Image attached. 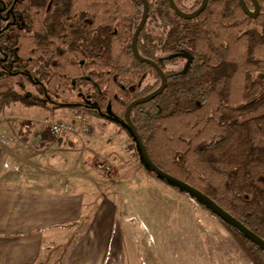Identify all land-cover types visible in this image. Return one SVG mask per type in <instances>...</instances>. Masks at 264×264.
Instances as JSON below:
<instances>
[{
    "label": "trees",
    "instance_id": "trees-1",
    "mask_svg": "<svg viewBox=\"0 0 264 264\" xmlns=\"http://www.w3.org/2000/svg\"><path fill=\"white\" fill-rule=\"evenodd\" d=\"M190 1L187 8L175 0L184 12H194L203 0ZM258 1L257 17L248 16L239 0H209L198 17L184 19L168 0H149L138 49L160 64L168 85L135 107L131 119L160 169L209 196L264 240V145H258L264 140V0ZM7 2L21 23L4 29L0 20V54L10 52L19 71L5 74L15 85L0 84L1 107L11 102L47 107L58 100L60 88L90 86L101 109L121 119L131 102L161 85L156 70L132 52L142 0ZM245 2L249 7L252 0ZM183 59L184 69L168 71V64ZM150 74L156 83L142 87ZM30 76L42 82L45 94L25 91V82L34 86ZM85 214L84 209L81 220L69 226L83 229L75 243L94 216ZM223 223L253 264H264V251ZM72 237L60 245L70 246L69 252ZM37 264L48 262L42 258Z\"/></svg>",
    "mask_w": 264,
    "mask_h": 264
},
{
    "label": "rangeland",
    "instance_id": "rangeland-1",
    "mask_svg": "<svg viewBox=\"0 0 264 264\" xmlns=\"http://www.w3.org/2000/svg\"><path fill=\"white\" fill-rule=\"evenodd\" d=\"M183 1L187 8L191 6L190 0ZM249 8L253 10L252 2ZM186 64V59L179 60L168 64L167 69L180 71ZM1 83L15 85L14 80L4 76L0 77ZM155 83V77L150 74L141 86L151 87ZM25 84V91L37 93L30 82ZM59 98L62 103L75 102L76 93L61 88ZM73 112L75 109L70 105L43 107L28 106L22 102H11L4 107L0 105V142L20 155L21 160L16 164L19 180L24 185L40 189H52V185H57L82 193L85 215L93 216L97 207L108 201L114 206L117 226L133 255V264H151L150 255L160 263L162 242L159 228L164 230L173 226L175 219L183 216L180 207L191 204L190 201L195 205V201L148 171L128 133L111 121L91 115V119L99 127L104 125L105 130L98 129L86 136L66 135L57 142L51 141L41 121L44 118L51 121L68 119ZM113 134L115 137L111 138ZM258 145H264V140ZM205 211L212 216L201 204L196 210V217L203 226ZM191 215L194 219L193 210ZM212 217L224 225L221 219ZM82 231H74L72 243ZM69 250L68 245H54L47 254L46 262L64 264ZM171 251L175 252V248Z\"/></svg>",
    "mask_w": 264,
    "mask_h": 264
},
{
    "label": "crops",
    "instance_id": "crops-1",
    "mask_svg": "<svg viewBox=\"0 0 264 264\" xmlns=\"http://www.w3.org/2000/svg\"><path fill=\"white\" fill-rule=\"evenodd\" d=\"M2 144L0 264H37L46 259L54 245H62L72 236L75 229L69 226L83 217L84 196L63 186L40 189L22 184L16 172L21 157ZM190 203L180 207L183 216L176 218L173 226L159 228L161 261L150 255L153 264H253L227 227L206 211L203 226L196 217L200 205ZM66 264H133V255L117 226L114 206L108 201L99 205Z\"/></svg>",
    "mask_w": 264,
    "mask_h": 264
},
{
    "label": "water",
    "instance_id": "water-1",
    "mask_svg": "<svg viewBox=\"0 0 264 264\" xmlns=\"http://www.w3.org/2000/svg\"><path fill=\"white\" fill-rule=\"evenodd\" d=\"M170 3L171 8L175 11V13L184 19H193L198 17L207 7L209 0H203L201 5L197 10L194 12H184L182 11L178 5L176 4L175 0H168ZM144 11L141 18V21L139 25L137 26L133 38H132V52L136 59L142 63H147L151 65L156 72L158 73L160 79H161V85L154 90L153 92L149 93L146 96H143L141 98H138L131 102L125 111L124 118L120 119L118 117L112 116L111 109L108 110L107 114L104 115L106 118L110 119L111 121L117 123L120 125L124 130H126L135 146L137 153L140 156V159L142 163L144 164L145 168L152 172L159 180L173 186L174 188L178 189L183 194H186L190 196L192 200H195L199 205H203L207 210H209L214 216L221 219L226 224L232 226L237 231H239L243 236H245L248 240L256 244L261 250L264 251V240L259 237L257 234L252 232L250 229H248L244 224H242L239 220H237L235 217H233L230 213H228L226 210H224L220 205H218L213 199H211L209 196L198 190L197 188L193 187L192 185L186 183L185 181L180 180L177 177H174L162 169H160L151 159L148 150L144 144V141L142 137L140 136L136 125L133 123L131 119V113L135 107L141 104H145L151 100H154L157 96H159L167 87L168 85V79L166 76V73L158 64L157 62L143 57L138 49V39L141 31L145 27L148 18H149V12H150V3L149 0H142ZM239 3L245 13L250 17H257L261 13V7L258 0H252L253 10H251L247 5L245 0H239ZM95 108V107H94ZM99 110V108H96Z\"/></svg>",
    "mask_w": 264,
    "mask_h": 264
},
{
    "label": "flooded vegetation",
    "instance_id": "flooded-vegetation-1",
    "mask_svg": "<svg viewBox=\"0 0 264 264\" xmlns=\"http://www.w3.org/2000/svg\"><path fill=\"white\" fill-rule=\"evenodd\" d=\"M0 20L4 25V29H8L10 26H19L21 23L19 15L16 13L14 7L11 6V3L7 2V0H0ZM1 31L2 30H0V33ZM0 57H1L0 77L5 76V74H14L19 71L16 67V62L15 60H13L12 54L10 52L2 51ZM30 80L34 84V88L36 89L37 94H41V95L45 94V89L43 87L42 82H40L37 78H34L32 76H30ZM36 86H38L39 89L36 88ZM65 89L76 93L75 102L62 103V101L59 98V91H58V96H57L58 100H54V99L50 100L52 104L51 106L59 107L64 105H70L74 108H83L99 114L102 119L111 121L110 119L104 116L107 114L110 108L108 110L101 109L98 102L96 101L95 95H93L92 93V89L90 88V86L81 87V88H78L77 86H73L72 88H65ZM84 89H86V92H84ZM96 108H99V110H97ZM110 114L114 116L112 111Z\"/></svg>",
    "mask_w": 264,
    "mask_h": 264
},
{
    "label": "built area",
    "instance_id": "built-area-1",
    "mask_svg": "<svg viewBox=\"0 0 264 264\" xmlns=\"http://www.w3.org/2000/svg\"><path fill=\"white\" fill-rule=\"evenodd\" d=\"M41 123L44 125V132L51 141L57 142L61 137L66 135H90L96 130H105V126H98L91 115L86 112L75 110L68 119L51 121L49 118H44ZM115 137L114 134L111 138ZM195 201V200H194ZM196 204H198L195 201ZM208 212L214 216L209 210Z\"/></svg>",
    "mask_w": 264,
    "mask_h": 264
}]
</instances>
